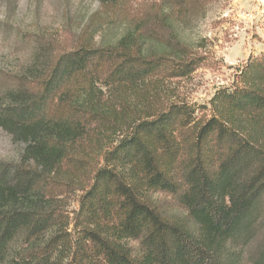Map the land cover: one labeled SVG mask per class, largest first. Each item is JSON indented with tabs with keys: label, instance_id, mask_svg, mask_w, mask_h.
Masks as SVG:
<instances>
[{
	"label": "trees",
	"instance_id": "trees-1",
	"mask_svg": "<svg viewBox=\"0 0 264 264\" xmlns=\"http://www.w3.org/2000/svg\"><path fill=\"white\" fill-rule=\"evenodd\" d=\"M220 1L102 0L125 24L115 44H79L8 92L0 129L22 148L17 165L0 166V264H11L14 240L24 264L62 246L67 264L243 263L234 248L257 235L264 202V56L214 95L204 119L155 104L159 78L202 66L180 27ZM76 192L71 219L58 200ZM155 195L175 197L187 216Z\"/></svg>",
	"mask_w": 264,
	"mask_h": 264
},
{
	"label": "rangeland",
	"instance_id": "rangeland-1",
	"mask_svg": "<svg viewBox=\"0 0 264 264\" xmlns=\"http://www.w3.org/2000/svg\"><path fill=\"white\" fill-rule=\"evenodd\" d=\"M102 4V0H0V105L10 103L9 91L47 73L58 57L79 44H115L124 34L125 24L119 11L114 18L108 10L111 6ZM179 36L202 66L187 78H159L156 108L186 104L195 110L194 117L204 119L211 114L214 95L233 88L250 59L264 56V0L214 3L204 15L180 27ZM21 148L0 129V166L17 165ZM80 197V192L60 197L64 215L74 219ZM154 199L167 211L187 216L175 197L155 195ZM261 211L257 235L249 242L237 240L239 245L234 248L244 257L242 264H256L264 246V202ZM73 225L69 233H73ZM130 246L135 251L139 248L133 241ZM20 253L21 241L14 240L7 252L8 263L24 264L19 262ZM69 255V247L62 246L49 261L26 264H67Z\"/></svg>",
	"mask_w": 264,
	"mask_h": 264
}]
</instances>
